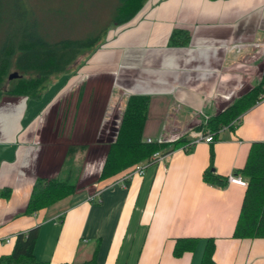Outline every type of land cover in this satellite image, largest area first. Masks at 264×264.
I'll list each match as a JSON object with an SVG mask.
<instances>
[{"label": "crops", "instance_id": "0c3cea01", "mask_svg": "<svg viewBox=\"0 0 264 264\" xmlns=\"http://www.w3.org/2000/svg\"><path fill=\"white\" fill-rule=\"evenodd\" d=\"M129 20L74 72L54 79L53 90L0 104V255L18 231L36 226L33 252L54 263L86 260L94 250L97 264H199L211 238L214 264H264V236L232 235L244 185L201 178L208 141L178 146L126 180L125 169L97 179L92 193L74 189L24 211L35 177H47L33 168L39 142H50L48 164L54 141H104L121 92L149 96L143 138L171 139L253 86L264 66V0H145ZM175 27L187 31L185 44L167 43ZM254 140H264V97L219 130L214 171L240 167ZM176 237L195 240L174 255Z\"/></svg>", "mask_w": 264, "mask_h": 264}, {"label": "trees", "instance_id": "16d2710c", "mask_svg": "<svg viewBox=\"0 0 264 264\" xmlns=\"http://www.w3.org/2000/svg\"><path fill=\"white\" fill-rule=\"evenodd\" d=\"M145 0H111L108 11L105 7L96 12L85 35H79L76 24L61 25L50 17L40 16V11L68 14V7L46 5L34 6L31 0H0V86L2 77L9 69L16 71V77L4 92L10 95L38 97L50 75L67 77L68 63L84 48L86 56L103 41L109 27L128 21L140 9ZM96 3H100L96 0ZM69 5V4H67ZM100 4H97L99 9ZM106 11V12H105ZM102 13H106L103 16ZM60 14V15H61ZM72 14V12L70 13ZM74 15V14H72ZM95 21V25L92 22ZM186 30L172 28L167 43L183 45L188 41ZM83 61L79 62L82 63ZM264 66L256 83L243 91L215 113L204 116L189 129L171 139H145L142 136L149 96L145 93H130L126 96L117 121L112 140L102 159L97 179L111 176L136 162L151 163L150 156L155 150L170 151L200 134L211 133L209 141L208 165L202 170L203 181L223 187L226 175L214 171L212 165V145L217 133L223 127L233 128L240 114L256 101L264 91ZM2 93L0 87V95ZM82 147V145H79ZM76 146L68 145L66 152H73ZM188 145L185 150L189 149ZM71 156L66 163L69 165ZM245 179L239 212L233 227V236H264V140L251 141L243 164L232 170ZM126 182V181H125ZM75 189L71 172L64 176L35 177L24 211L32 212L61 199ZM37 227L18 231L8 253L0 255V264H97L95 251L82 261L50 262L36 258L33 246ZM194 237H176L172 252L180 254L191 249ZM212 239L207 238L199 264H214L211 259Z\"/></svg>", "mask_w": 264, "mask_h": 264}, {"label": "rangeland", "instance_id": "374dc122", "mask_svg": "<svg viewBox=\"0 0 264 264\" xmlns=\"http://www.w3.org/2000/svg\"><path fill=\"white\" fill-rule=\"evenodd\" d=\"M38 9L44 10L43 8L38 7L37 5L41 6L40 4L43 2L42 5H46L47 10H49L50 7L60 5V3L65 5V7H68V14L64 10H62L59 14H50L48 12L40 11V16L50 17L55 22H58L61 27H64V25H68V23L76 24L78 27V33L79 35H85L87 33V30H89V26L91 21L95 18L96 12H101L102 10L100 8H104L108 11V5L110 6L111 0H99L100 3H96V0H31ZM69 4V5H67ZM97 4H100L99 9H97ZM72 12V14H70ZM106 12V11H105ZM61 14V15H60ZM103 16H106V13H102ZM130 20L117 25L109 27L106 30L105 35L103 36V41L97 45L99 47L105 40L112 34L114 30H119L122 26H124L126 23H128ZM92 25H95V21L92 22ZM86 50L87 48H84V50L77 54L75 59L68 63L67 67L69 69V73L75 71L76 67L79 65V62L85 60L88 56H86ZM12 72V69H9L8 72L2 77L1 80V90L2 93L0 95V104L1 105H9L14 104L17 101H21L22 99L26 98L25 95H10L8 93H5L4 91L8 89L11 85V83L14 81L16 76L7 77V74ZM59 76H54L53 74L49 76L45 83V87L41 92L43 94L51 91L54 89L52 87L54 79L58 78ZM61 77V76H60ZM50 89V90H49ZM130 94V93H129ZM128 94L124 91L120 93L121 97V106L122 108L123 102ZM236 97V96H235ZM234 98V97H233ZM233 98H227L222 103L227 104L231 101ZM120 109L116 110L115 113H113L112 118L114 117L115 120L112 122H109V124L105 125V129L102 131V133H105L104 141H91L90 144H76L71 143L68 141H54V154H52V159L50 163H44L43 157L45 152L47 151L46 148L49 147L50 144L46 141H40L38 144V154L34 159V172L39 173L40 175L45 176H64L68 172H71L72 180L75 184V189H84L88 193H92L99 187V183L96 182L97 175L99 173L102 159H103V148L104 143H106V138H108L114 130V126L117 125L118 118L120 116ZM111 118V119H112ZM113 120V119H112ZM185 127V126H184ZM183 127V129H184ZM116 128V127H115ZM186 129V128H185ZM182 130L177 131V133H181ZM109 142V141H108ZM68 145H74L76 146L75 150L73 152H66V147ZM79 145H82V147H79ZM45 150V151H44ZM51 153V152H50ZM68 156H71V160L69 161V165H67L66 160Z\"/></svg>", "mask_w": 264, "mask_h": 264}, {"label": "built area", "instance_id": "2783aa9c", "mask_svg": "<svg viewBox=\"0 0 264 264\" xmlns=\"http://www.w3.org/2000/svg\"><path fill=\"white\" fill-rule=\"evenodd\" d=\"M263 88H264V86H263ZM259 96H261V98L264 97V91L261 92L259 94ZM176 136L177 135H175L174 137H176ZM174 137H171V138H174ZM211 139H212L211 133L207 132L205 134H200V135H197V136L191 138L188 141V143L182 144L181 147L186 148L188 145L191 146L194 142L199 141V140L209 142ZM168 153H169V151L162 152L160 150H155L150 156L151 163L158 162L159 160H162V158L166 157L168 155ZM148 164H149L148 162L133 163L132 165L128 166L125 169V171L121 175V180L128 179L134 173H137V174L142 173L144 167ZM226 180H227V182H235V183H239L241 185H245V179L240 174L228 173L226 175Z\"/></svg>", "mask_w": 264, "mask_h": 264}, {"label": "water", "instance_id": "95a60500", "mask_svg": "<svg viewBox=\"0 0 264 264\" xmlns=\"http://www.w3.org/2000/svg\"><path fill=\"white\" fill-rule=\"evenodd\" d=\"M16 74H17L16 71H12L7 74V77L16 76Z\"/></svg>", "mask_w": 264, "mask_h": 264}]
</instances>
